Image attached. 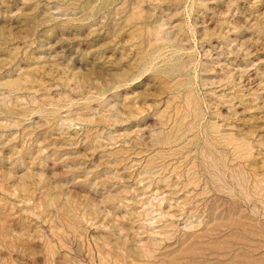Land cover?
<instances>
[{"label":"rangeland","instance_id":"1","mask_svg":"<svg viewBox=\"0 0 264 264\" xmlns=\"http://www.w3.org/2000/svg\"><path fill=\"white\" fill-rule=\"evenodd\" d=\"M0 264H264V0H0Z\"/></svg>","mask_w":264,"mask_h":264}]
</instances>
